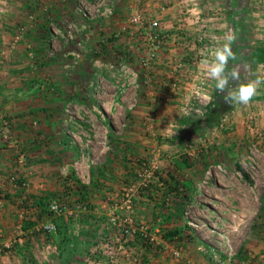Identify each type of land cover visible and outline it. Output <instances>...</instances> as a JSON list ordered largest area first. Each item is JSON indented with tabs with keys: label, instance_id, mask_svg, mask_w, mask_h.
<instances>
[{
	"label": "rangeland",
	"instance_id": "374dc122",
	"mask_svg": "<svg viewBox=\"0 0 264 264\" xmlns=\"http://www.w3.org/2000/svg\"><path fill=\"white\" fill-rule=\"evenodd\" d=\"M94 2L72 0L75 6L69 8L77 10L81 19L71 17L61 22L51 18L44 21L53 34L49 50L44 56L35 51V46L40 45L36 38L30 39L27 35L40 21L36 22L30 16L27 21L18 22L16 26L11 22L12 25L2 22L1 39L3 42L9 39L8 47H19L20 52L13 60L8 56L7 46L1 41L0 58L5 60L6 56L9 57L1 65L5 67L6 75H10V85L0 89V115L9 122L10 131L9 134L2 132L0 122V150L3 149L2 153L13 151L16 159L11 162L16 167L0 174V184L11 183L9 176L16 174L25 177L27 186L22 188L18 182L11 183V186L20 188V193L11 196L14 198L11 229L0 227V264H59L53 256L47 260L51 250L45 251L42 248L45 240L40 236V226L48 221L63 233V227L68 230L65 226L67 222L72 220L71 223L78 225L79 222H86L92 208L100 204L105 209L97 210L98 214L105 213V210L107 212L99 219L105 233L93 229L88 234L86 239H92V242L94 240L99 245L96 248L94 245H88V248L81 245L80 252L85 257L81 260L83 264H104L108 248L113 251L114 257L117 256V246L113 247L112 243L121 234L119 229L110 224L111 217H115L122 227L127 226L128 222L133 227L144 224L153 239L148 245H144L139 237L130 239L125 246L128 254L117 256L118 264L121 261L125 264H146L143 258L146 251L182 263L185 259L202 258L208 264H216L213 258H219L224 261L223 264H240L234 262V259L238 258L239 248L251 232H256L264 242V225H253L260 218V209L264 208V115L255 113L264 112V87L248 105L229 104L224 97L220 98L218 105L216 100L211 106V112L216 111L218 117L213 118V112L212 122L207 125V117L189 115V102L175 98L174 93L183 86L180 82L175 79L166 89H155L153 82L149 81L154 63L148 71L139 65L140 57L143 56L142 48L145 49L147 44H143L139 36L135 38L138 27L135 28L130 19L137 10L148 22L157 20L151 18L155 13L153 4L143 6V1L140 3L141 0H133L126 8H120L114 6L117 0L113 4L112 16L101 19L95 17ZM169 2L170 5L176 4V10L184 14L182 17L192 8L188 0ZM221 3L227 6L224 7L225 13L235 11L237 15H242L241 32L244 37L241 38L240 47H244L250 40L248 44L253 43L264 50V0H222ZM184 20L174 23V27L185 30L188 23ZM72 24L78 27L87 25L89 30L77 33L75 38H68V26ZM6 26H13L12 30L8 28L6 31ZM79 42L84 43V48L80 58L74 61L70 54L76 51ZM120 63L128 64L138 74L137 88L120 92L115 82L118 71L105 67L107 64ZM77 92L85 96L82 101L67 99L68 96L70 99L75 98L71 94ZM234 104L243 116L234 114ZM48 106L56 109V113L62 112L61 121L65 123L66 120L67 126L70 124L76 128L74 135L69 136L73 145L77 144L78 147L77 153L74 149L67 150L64 164L50 160V168L49 165H41L46 160L41 157L48 151L44 149L48 146L45 145L46 138L40 137L39 144H34L30 142L32 137L29 135L32 129L37 130L45 125L41 117L45 114L43 108ZM158 107L173 111L171 120L167 122L171 127L166 126L158 134H147L145 144L134 145L131 139L135 131L133 127L155 126L157 129L163 125L165 118L152 111ZM91 109L94 111L89 113ZM109 109H112L111 112ZM77 114L81 117H77ZM96 114L106 121L105 126L117 132L112 142H108V135L103 131L101 122L98 119L95 121L93 115ZM55 123L53 125L57 126ZM25 125H28L30 131H26ZM84 125L90 131L82 129ZM128 126L133 131L128 135L129 143H125L124 129ZM176 128L179 130L176 131ZM52 134L55 139L59 137L58 133ZM238 141L240 146L233 145V148L231 144ZM116 142L130 144V147H115L119 146ZM51 144L53 149L50 151L56 153V156L63 151L58 148V141ZM34 163L39 164L34 169L40 170L41 178L38 175V180L33 182L36 186H42L37 189L41 190V195L27 192L31 184L28 179L32 170L30 167ZM235 163L247 174V180L236 169ZM66 164L68 168H64V173L60 175L61 168ZM105 166H113V170L117 171L107 173L110 176L107 178ZM101 169L104 176L99 171ZM118 170L123 173L120 175L122 177L117 174ZM46 185L50 186L52 193L48 194ZM80 191L88 195L87 203L80 200ZM53 193L56 195L51 196ZM90 194L96 203L92 204ZM40 197H50L51 202L55 201L61 208L75 215L64 211L59 215L36 217L37 212L30 206H35L33 199ZM69 202L75 204L74 208L69 206ZM78 205L85 207V211L80 212ZM47 216L50 218L45 220ZM31 220L37 223L24 229V222ZM174 232L178 234L170 235ZM17 239L26 245V257L20 253L18 256L3 245ZM108 240L111 244L107 248L103 247V243ZM263 242L260 245L263 252L260 254H264ZM71 251L74 253L75 249ZM173 251L178 252L180 257L173 256ZM248 253L250 258L253 253L251 250ZM71 258L67 254L63 256V260ZM246 260L243 261L241 257L239 261L249 264L250 259Z\"/></svg>",
	"mask_w": 264,
	"mask_h": 264
},
{
	"label": "crops",
	"instance_id": "0c3cea01",
	"mask_svg": "<svg viewBox=\"0 0 264 264\" xmlns=\"http://www.w3.org/2000/svg\"><path fill=\"white\" fill-rule=\"evenodd\" d=\"M132 1L133 0H118V2H116L114 6L116 7L118 5L120 8H126L127 5L129 6L130 3L132 4ZM188 1L189 5H191L192 8L189 10V12H187L184 17H182V15L184 14L181 15L176 10V4L170 5L169 0H141L140 2L143 4V6L146 4H153L155 8V13L151 16V18L157 19L160 22V33L167 41L163 45V48L157 52L153 71L151 72L152 79L150 78L149 81L153 82L155 89L157 87H159V89H166V87L170 85V82L176 79V81L180 82V84H182L183 86H180L174 93L175 98L180 101L185 100V102H189V107L187 109L189 115L197 117H207V114H210L212 110L211 106L214 105V102H216L217 100V104L220 105V98L224 97L225 95L224 93H221L216 89V81L211 79L208 74L209 65L214 60V53L216 49L223 46L225 43H230V46L232 47L236 58L234 60L229 61V69H236L240 73L239 82H248L249 80L256 79L258 76L264 77V70L262 69V65L264 62V50L261 48H257L255 45H253V43L248 44L250 40H248L247 44L244 47H240L241 38L244 37L241 32L242 23L240 17L242 15L241 13L237 15L235 11H230L228 12V14L225 13L226 8L224 7L227 6L221 3L222 0H218V2L217 0ZM70 6H75L74 4H72V0H0V45L5 44V46H7L6 50L8 56L12 57L13 60H15L17 54L20 52V49L19 47L16 48L14 46L16 49L12 50L14 47H11V45L10 47H8L10 44L9 39H5V42H3V40L1 39L3 32L2 22L5 21L8 25L13 24V26H16L18 22L21 23L23 21H27V18L32 16L36 22L40 21V23L36 25L35 28L31 31H28L29 33L27 35L30 39L36 38V42L40 45L35 46V51H37V53H41L44 56L45 53L48 52L50 41L53 38V34L50 33L51 30L46 27L47 25L44 23V21H46L47 19L51 20V18L59 20L61 22L71 17H79V19H81L77 10H70ZM41 8H44V10H42ZM181 19H185L184 21L188 23L184 28L185 30L183 31L174 27V23L180 21ZM13 26L10 27L12 28ZM8 28L9 27L6 26V31L8 30ZM8 56H6L7 60L9 58ZM5 60L0 58V89H3L4 87L10 85V79H8L10 75H6L7 72L4 71L6 69L1 65V63ZM205 61H207L208 63H205ZM179 62H182L183 68L177 70L174 65ZM5 76H7V79L5 78ZM236 83L238 82H230V86L234 88L236 86ZM261 87H264V84L260 85L258 91H260ZM71 95L75 98L70 99L68 96L67 99L74 100L77 102L82 101L81 99L85 97L81 94V92H77L76 94L73 93ZM157 97L159 99L160 95ZM233 108L234 109L232 111L234 112V114H236L237 116L241 114L238 109H236L235 104L233 105ZM43 109L45 110V114L43 115V117H41V119L43 120L45 125L43 127L41 126L40 129L37 130L32 129L33 132L31 131V134H29L32 137V140L30 142L34 144H39L38 138H46L45 145L48 144V146H45L44 144L42 146H45L44 149H47L48 151L45 152V156L41 157L43 159H46L42 161V166L49 165L50 160H52L53 162L57 160L59 164H64L66 163L65 160L68 149H74L75 153H77V144L74 143L75 145H73V141L69 136L70 134L74 135L76 128L70 124L69 126H67L66 120L65 123L63 122V120L61 121L60 117L62 116V112L56 113L54 112L56 111V109L54 110L49 106ZM111 110L112 109H109L108 111L111 112ZM92 111L94 110H89V113H91ZM152 111H155L157 116H163L165 118L162 126H157V129L155 126L154 128L133 127L135 131L130 130L131 127L128 126L124 129L125 139L122 138L121 140L124 139L123 141H126L125 143H129L130 137L128 135H130L131 131H133L134 134L131 138L133 144H145L148 140L147 134H152L154 132L158 134L162 132L166 128V126L171 127V125H168L167 123L169 122V120H171L173 114V111L171 109L158 107L157 109H154ZM255 113L258 115H264L263 111H260V113L256 111ZM77 115V117H81L80 114ZM240 116H243V114H241ZM93 117L95 118V121H97L98 119V121L101 122L103 131L108 135V142H112L115 133L117 132L110 126L106 125V127L104 125L106 124V121H104L103 119L101 120V117H99L98 114L93 115ZM97 117H99L100 119ZM18 118L20 119L21 117ZM90 120L93 121L92 118H90ZM55 122L57 123V126L53 125ZM25 126H27L26 131H30L28 125ZM82 129L86 130L89 128L84 125ZM178 130L179 129L176 128V131ZM52 133H58L59 137L55 139V136H53ZM78 133L79 132H76V134ZM55 140L58 141V144H60L58 148L60 150H63L57 156L55 155L56 153L50 151V149H53L51 143H54ZM15 142H19V140H15ZM116 143L119 146L116 145L115 147H130V144H123L122 142ZM223 143L225 147L226 144L225 142ZM233 145L240 146V141L231 144L232 147ZM2 150H0V174L10 172L16 167V165L11 162L16 159L13 154V151L8 150V152L2 153ZM113 156H115V154ZM110 162L109 164L111 165ZM38 165L39 164L34 163L30 167L32 168V170L29 172L30 174L28 179L29 181H31V184L29 185V189L27 190V192L30 191L29 193L33 195H41V190L37 189H41L42 186H36V183L33 182L34 180H38V175L40 177V170L34 169L35 167L37 169ZM30 168L28 167V171ZM48 168H50V165ZM64 168H68V165L66 164L63 169L61 168L60 175L64 173ZM104 168L106 169L105 176L107 178H110L108 174H113L117 171V169L113 170V166H105ZM99 171L104 176L103 169ZM117 174L119 176L123 175L120 170H118ZM15 187L16 186L14 185L11 186V183L8 182L5 184H3L2 182V184H0V227H2L4 230H9L12 227V221L14 216L12 214L14 212V205L12 204L14 203V198L11 196L15 195L14 193H20V188ZM47 188L49 189L48 194L52 193V189H50V186H47ZM54 195L56 194H51V196ZM67 198L68 197H66L65 200L68 203ZM89 198L91 199L92 204L96 203L95 198H93L91 194ZM74 200L75 199L73 198V202ZM74 205L75 204L69 202V206L71 208H74ZM104 209L105 206L100 204V206H95V208H92V210L90 211V216L88 217V220L86 222H79L78 225L77 223H71V220L70 222H67L65 224L68 229L67 234L70 235V241L68 242V244L70 245L69 247L71 248V250L75 249V252L78 251V254L74 252L72 253L74 256H72L71 259L63 260V256L65 255H62L61 257L59 255V248L57 243V241L59 240L52 238V250L48 252V255L49 253L50 255L47 256V260L52 259L53 256L57 259L59 264H83L81 260L83 261L85 257L83 258V255L80 252L81 245H86L84 246L85 248H88V245H94L95 248L99 245L98 243L94 242V240L92 242V239L90 240L86 238L88 234L93 232V229L101 230L104 232V225H101L102 223H100L99 219L102 215H106L107 212L106 210L105 213L98 214L97 212V210L104 211ZM260 212V218L253 224L255 226H258L259 224L262 226L264 225L263 207L260 209ZM48 218L50 217L47 216L44 219L47 220ZM45 223H48V221H45ZM254 236L255 238L253 239ZM8 240L10 241V238H8ZM261 241L263 242V240H261V236L257 235L256 232H251V234H249V238L247 237V240L244 242V244L240 246L238 251V258H235L234 262L237 261L242 264V262L239 261L242 257L243 261L244 259H250L249 264H264V254H260L263 252L261 250L262 246H260L262 245ZM8 243L9 244H3L7 249H9L8 247H11L14 244H17L18 246L21 245L20 247L26 248V245L24 246L22 244L23 242H21V239H17L12 243ZM113 243L115 244L118 242L114 239ZM77 245L78 249L76 248ZM116 246H118V244ZM249 246H252L251 249H248ZM246 249H248V251H246ZM26 250L28 251L27 248ZM115 250L118 252L117 256L124 254V251L122 250ZM250 250L253 254L249 258L247 254L250 255V253H248ZM245 252H247V254ZM16 254L20 256L19 252ZM145 255L143 258L146 264H208V261L202 258H194V260L185 259L184 263H182L178 262L179 260L168 259L167 256H162L161 254H157L155 252L149 253L146 251ZM254 255L255 258L253 259ZM121 264L125 263L121 261Z\"/></svg>",
	"mask_w": 264,
	"mask_h": 264
},
{
	"label": "built area",
	"instance_id": "2783aa9c",
	"mask_svg": "<svg viewBox=\"0 0 264 264\" xmlns=\"http://www.w3.org/2000/svg\"><path fill=\"white\" fill-rule=\"evenodd\" d=\"M117 0H95L94 6H95V17L101 18V19H108L112 16L113 14V4ZM139 1V0H137ZM85 15V14H84ZM86 16V15H85ZM130 23L136 28L137 34L135 35L141 39V42L146 43L147 47L145 49L142 48L143 56L140 57V62L139 65L141 68L144 70H150L153 66V63L155 61V57L157 52L163 48V45L166 43V40L160 33V25L157 20H150L149 22L136 10L134 14L131 16ZM68 38H75L77 33L81 31H88L89 27L87 25H81L77 26L75 24H72L68 26ZM139 43V42H138ZM84 48V43L79 42L77 43L76 46V51L72 52L70 55L73 57L74 61H77L80 58V52ZM105 67L109 70H116L118 71L117 77H116V84L120 89V92H125L128 89L131 88H137L138 87V74L130 68L128 64H123L120 63L119 65H114V64H107ZM174 67L179 70L183 67L182 62L176 63ZM0 122L2 124V132H6L9 134L10 131V125L9 122L6 121L3 117L0 115ZM7 134V135H8ZM3 137L6 138V134L3 135ZM20 158H23L22 155H20ZM156 169V167H155ZM9 181L13 184H16L18 182L22 188H25L27 186V181L25 177L19 176L16 174L15 175H10L9 176ZM128 196V195H126ZM29 203V202H28ZM33 205V204H32ZM32 207V210L35 212H38L39 207L37 206H30ZM48 210L50 214L52 215H59L62 214L65 210L64 208H61L59 204H57L55 201H52L49 206ZM77 209L80 210V212L85 211V207L78 205ZM69 215H72L73 212L67 211ZM75 215V214H73ZM110 224L119 229L121 237L116 238L115 240L118 243H112V246H117V249L124 250L125 255L128 254L127 251L125 250V246L128 244L129 240L134 238V237H139L140 240L143 241L144 245L151 244L153 242V239L150 237L148 234V228L142 224L138 225L136 227H133L130 222H128L127 226H121V224L117 221L115 217H111L109 220ZM123 223V224H124ZM122 227V228H121ZM40 231V236L42 237L44 243L42 244V248L45 251L52 250V238L51 235L56 233V226L52 223H46L40 226L39 228ZM2 238V230L0 229V240ZM109 241V240H108ZM111 244V242H105L103 243V247H108ZM111 246V248H112ZM107 255H105L106 262L104 264H118L116 262V257H114V253L110 248L107 249ZM173 256L175 257H180V254L176 251L172 252ZM104 256V254H102ZM127 256V255H126ZM216 261V264H223L224 261L219 258H213Z\"/></svg>",
	"mask_w": 264,
	"mask_h": 264
},
{
	"label": "clouds",
	"instance_id": "9594fccd",
	"mask_svg": "<svg viewBox=\"0 0 264 264\" xmlns=\"http://www.w3.org/2000/svg\"><path fill=\"white\" fill-rule=\"evenodd\" d=\"M235 54L230 43L216 49L214 60L209 65V77L216 81L215 87L221 93H224L226 103H236L248 105L258 94L261 84H264V77L258 76L256 79L248 82H239L240 73L236 69H229V61L234 60ZM205 63H208L205 61ZM230 82H238L233 88Z\"/></svg>",
	"mask_w": 264,
	"mask_h": 264
},
{
	"label": "trees",
	"instance_id": "16d2710c",
	"mask_svg": "<svg viewBox=\"0 0 264 264\" xmlns=\"http://www.w3.org/2000/svg\"><path fill=\"white\" fill-rule=\"evenodd\" d=\"M213 112L216 113V111H212V112H210V114L207 115V118H208L207 119V125H210L211 122H212L211 121V115H212ZM215 113H214V117L213 118H217L218 117V115H217L218 113H216V114ZM235 167L241 173L242 177H244L247 180L248 176L241 169L240 165L238 163H235ZM81 189H83V188H81ZM80 192H79L80 193L79 194L80 200L81 201L83 200L85 203H87L88 202L87 201L88 197H87L86 193L82 192V191H80ZM33 201H35V203H36L35 206L39 207V210H38V212L36 214V217L40 218L41 216H44V215H50V212L48 210V208H49L48 206H49V204L51 202L50 197L35 198V199H33ZM24 223H25V226L23 228L27 229L29 227H33L37 223V221L33 220L32 222H24ZM66 233H67V230H66L65 227H63V233L61 232V230H58V228H56V233L51 235V238H54L56 240H58L57 238L59 236L62 237V238H59V241H57L60 257L62 256V254L63 255L67 254V257H69V256L72 257L73 256L71 248L69 247L70 245L68 244V242L70 241L69 240V236H67ZM174 234H178V233L174 232V233H172L170 235H174ZM8 250H12L13 252H16V253L19 252L24 257L27 256L26 248L20 247L17 244L12 245Z\"/></svg>",
	"mask_w": 264,
	"mask_h": 264
}]
</instances>
